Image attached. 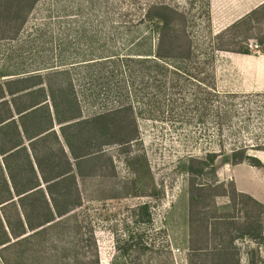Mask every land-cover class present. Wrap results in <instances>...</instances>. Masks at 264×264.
Returning a JSON list of instances; mask_svg holds the SVG:
<instances>
[{
	"label": "rangeland",
	"instance_id": "1",
	"mask_svg": "<svg viewBox=\"0 0 264 264\" xmlns=\"http://www.w3.org/2000/svg\"><path fill=\"white\" fill-rule=\"evenodd\" d=\"M262 3L0 0V81L40 75L42 85L72 90L82 117L105 115L91 140L103 152L89 157L76 176L82 196L77 213L58 233L50 230L31 244L0 249L2 264H78L88 249L81 236L90 233L100 264H134L118 249L135 240L130 235L168 244L151 259L146 252L139 264H192L188 257L194 264H264V202L248 199L221 169L230 162V150L242 144L264 167V150L250 146L264 141V9L223 30ZM160 5L182 15L177 22L184 19L195 47L190 59L151 60L156 21L141 18ZM218 45L231 50L248 45L249 54ZM115 54L149 57L164 69L133 80L130 67L112 73L104 63ZM212 151L214 171L208 165ZM237 173L255 188L245 170ZM144 202L151 215L141 222L140 216L147 218L137 205ZM16 210L10 205L0 213L14 223ZM190 247L197 249L193 256ZM55 249L65 258L52 261ZM133 249L128 251L134 255Z\"/></svg>",
	"mask_w": 264,
	"mask_h": 264
},
{
	"label": "trees",
	"instance_id": "2",
	"mask_svg": "<svg viewBox=\"0 0 264 264\" xmlns=\"http://www.w3.org/2000/svg\"><path fill=\"white\" fill-rule=\"evenodd\" d=\"M261 9H264V3L223 30L238 26ZM152 11L157 13L152 15ZM178 15L175 9L165 5L156 6L143 14L141 19L151 18L156 21L158 37L154 59L115 54L105 59L108 61L104 63L111 64L112 73L116 68L130 67L133 73L131 78L143 80L144 75L148 76L151 70L154 72L152 77L157 76L156 74L161 75L164 66L160 63H163L164 59L174 61L190 59L195 47L191 35L183 24L184 19L181 18L180 23L177 22ZM8 23L15 28L10 19ZM219 33L215 34L214 39ZM216 49L249 54L248 45H240L233 50L218 45ZM147 62L150 63L146 66ZM131 64L133 65L130 66ZM173 68L175 71L179 70L176 66ZM129 109L130 106L126 105L125 110ZM104 118L105 115L101 113L92 117H82L79 101L72 90L71 93H66L61 89L56 91L50 84L42 85L40 75L0 81V209L10 205L17 208L14 223L10 221L9 215L2 214V211L0 213V249L16 244L22 245L23 242L31 244L34 237L41 235L44 237L48 231L55 230L61 223L68 221L72 214L77 213L78 207L82 204V196L79 185H76V176L83 174L81 166L89 157L103 152L102 147L93 149L91 140L94 138L95 125ZM247 146L242 144L233 147L230 150V163L247 161L251 165H262L256 156L246 152ZM250 146L264 150V141L255 142ZM209 156L208 165L214 171L217 152L212 151ZM189 170H193L191 165ZM2 171H5L6 175ZM243 194L253 202L260 203L252 196ZM137 208L140 214L147 218L143 219L140 216L138 221L150 220L151 214L146 202L140 203ZM76 225L81 226L80 223ZM141 237L130 235V239L135 240L118 247L121 248L119 251L125 261L139 264L140 257L146 252H149L151 259L155 254L159 255L162 247L168 246V244L155 246L142 241ZM56 240L57 238L52 240L55 248ZM82 240L88 249L81 254L78 264H100L94 234L90 233L83 238L81 236ZM41 241L40 239L39 242ZM130 248H134V255L128 251ZM196 250L190 247V255H195ZM63 252L55 249L49 253V257H52V261L58 262L65 258L66 253ZM131 255L135 262L131 260ZM0 257L4 260L2 256ZM188 260L194 264L189 257Z\"/></svg>",
	"mask_w": 264,
	"mask_h": 264
},
{
	"label": "crops",
	"instance_id": "3",
	"mask_svg": "<svg viewBox=\"0 0 264 264\" xmlns=\"http://www.w3.org/2000/svg\"><path fill=\"white\" fill-rule=\"evenodd\" d=\"M258 157H263L262 154H259ZM264 164V163H263ZM237 168H240L242 171L245 170V173L249 175L251 181L255 182V188H250L249 185L242 182L238 176ZM222 173L232 179L235 188L241 192H244L254 199L263 201L264 202V167L254 166L245 161L238 162L235 164L226 163L222 168ZM221 170L218 169L217 175L220 176ZM247 185V186H246ZM0 264H2L1 257H0Z\"/></svg>",
	"mask_w": 264,
	"mask_h": 264
}]
</instances>
